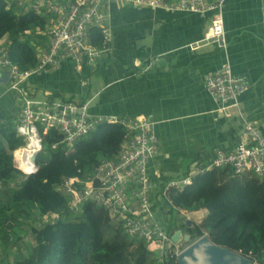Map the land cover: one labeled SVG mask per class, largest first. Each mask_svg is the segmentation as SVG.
<instances>
[{"label": "crops", "instance_id": "1", "mask_svg": "<svg viewBox=\"0 0 264 264\" xmlns=\"http://www.w3.org/2000/svg\"><path fill=\"white\" fill-rule=\"evenodd\" d=\"M222 14L224 49L202 41L209 14L111 4L105 13L110 52L92 68L78 71L68 58L57 71L36 73L20 88L8 86L0 95V120L14 121L29 97L49 104L73 102L92 115L148 118L159 140L148 164L158 184L151 204L159 221L170 205L169 190L181 192L216 151L231 152L243 142L246 123L264 132V0H226ZM47 43L42 40L38 50ZM196 43L199 48L191 49ZM225 65L247 77L249 90L220 106L206 91L205 80ZM185 180L190 183L182 185ZM180 211L193 224L208 214L205 208Z\"/></svg>", "mask_w": 264, "mask_h": 264}, {"label": "trees", "instance_id": "2", "mask_svg": "<svg viewBox=\"0 0 264 264\" xmlns=\"http://www.w3.org/2000/svg\"><path fill=\"white\" fill-rule=\"evenodd\" d=\"M51 18L46 8L24 11L0 0V42L13 66L21 71L33 67ZM87 38L90 45H101L100 30L90 28ZM124 136L123 127L103 123L65 150L59 145L62 136L49 130L42 136L36 172L26 175L15 167L12 154L24 141L16 136L13 122L4 121L0 126V250L14 249L15 257L0 264H156L146 243L127 237L96 205L85 203L80 214L72 217L60 189L65 179L84 178L101 160L113 159ZM53 144L58 146L53 149ZM168 198L170 205L159 222L169 236L176 230L192 240L207 235L213 244L264 264V176L211 169L192 177L181 192L170 189ZM200 208L208 211L205 219L185 224L180 210L189 213ZM55 215L59 217L52 221ZM20 228L33 230L29 248L24 247L26 238L15 234ZM20 241L25 250L17 246ZM166 262L176 264V258L169 256Z\"/></svg>", "mask_w": 264, "mask_h": 264}, {"label": "built area", "instance_id": "3", "mask_svg": "<svg viewBox=\"0 0 264 264\" xmlns=\"http://www.w3.org/2000/svg\"><path fill=\"white\" fill-rule=\"evenodd\" d=\"M9 1L24 11L46 8L53 18V23L45 32L47 46L40 49L31 69L21 71L13 66L6 48H0V72L9 73L7 86L15 89L36 73L48 74L59 70L68 58L73 60L78 71L83 67L95 66L111 50V35L105 24V13L111 4H125L136 9L209 14L210 23L202 41L216 44L220 49L226 47L222 16L226 0ZM90 28L100 30V46L89 44L87 31ZM198 48L199 44L196 43L191 49ZM205 89L218 105L225 106L247 92L249 82L245 75H235L230 66L225 65L207 76ZM13 118L17 136L26 140L25 147L17 152H21V155L28 152L21 161L16 152L15 164L26 175L36 172L37 169L34 170L29 162V156L32 151H41L42 136L49 130H55L62 136L59 145L68 150L75 142L94 131L97 125L106 123L123 127L124 142L113 159L101 160L84 178L75 176L60 184L66 197L67 210L72 217H77L85 203H92L106 213L111 222L118 224L127 237L152 246L156 264H166L169 256H174L177 264V256L184 248L179 245L181 243L175 244L171 240L157 220L151 204L152 194L157 191L158 184L150 177L148 164L157 154L159 143L152 121L142 116L92 115L84 106L73 102L49 104L30 97L25 98ZM3 123L0 120V126ZM37 124L43 127L41 131L37 129ZM243 138L244 141L231 152L216 151L210 165L197 168L196 174L202 175L209 169L230 168L236 175L253 172L255 176L263 177L264 132L248 122L243 129ZM57 146L53 144L51 147L55 149ZM22 164L30 168L28 172L22 169ZM189 183L185 180L182 185ZM58 217L55 215L52 221Z\"/></svg>", "mask_w": 264, "mask_h": 264}, {"label": "water", "instance_id": "4", "mask_svg": "<svg viewBox=\"0 0 264 264\" xmlns=\"http://www.w3.org/2000/svg\"><path fill=\"white\" fill-rule=\"evenodd\" d=\"M9 80V73L0 72V86H6ZM232 101L227 103L230 105ZM38 153L32 151L29 162L32 163L34 170L37 168ZM185 224L191 226V221ZM171 240L175 243L188 244L177 256V264H250L251 259L232 252L227 248L213 244L207 235L193 241L189 234H183L182 230H176L171 235Z\"/></svg>", "mask_w": 264, "mask_h": 264}, {"label": "rangeland", "instance_id": "5", "mask_svg": "<svg viewBox=\"0 0 264 264\" xmlns=\"http://www.w3.org/2000/svg\"><path fill=\"white\" fill-rule=\"evenodd\" d=\"M8 86L6 85V86H0V95H2V94H4V92L5 91H7L8 89ZM37 129L39 130V131H41L42 129H43V127L42 126H40L39 124H37ZM23 139V141H24V145L26 144V140L24 139V138H22ZM4 144V143H3ZM5 145V144H4ZM20 180H17L16 182H19ZM15 184V183H14ZM14 184H11V188H15V185ZM34 222V221H33ZM33 222H31L30 223V229H31V226H32V224H34ZM28 230V231H25V229L24 228H20V229H18L16 232H15V234H16V236L18 235V236H20V237H22L23 239H24V237L26 238V240H25V245H24V247H27V248H29L30 246H32L33 245V243H34V241H33V230ZM12 240V239H11ZM21 241L17 244V246H20L21 248H23L24 250L26 249V248H24L23 246H21ZM182 248H185L188 244H184V243H181V244H179ZM148 250H149V252L151 253V255L152 256H154V250H153V247L152 246H149L148 247ZM14 254H15V252H14V249H9V248H7V249H5V251H1L0 250V260L3 262V261H5L7 258H8V260H13V258L15 257L14 256ZM7 255V256H6ZM250 264H255L253 261L250 263Z\"/></svg>", "mask_w": 264, "mask_h": 264}, {"label": "bare ground", "instance_id": "6", "mask_svg": "<svg viewBox=\"0 0 264 264\" xmlns=\"http://www.w3.org/2000/svg\"><path fill=\"white\" fill-rule=\"evenodd\" d=\"M32 144H34V141H32ZM24 155H25V156L28 155V152H23V155H21V152H17V158H18L20 161H21L20 157L23 158ZM27 165H28V163H27ZM22 169H23L24 171L28 172L30 168H29L28 166L22 164Z\"/></svg>", "mask_w": 264, "mask_h": 264}, {"label": "clouds", "instance_id": "7", "mask_svg": "<svg viewBox=\"0 0 264 264\" xmlns=\"http://www.w3.org/2000/svg\"><path fill=\"white\" fill-rule=\"evenodd\" d=\"M15 126V125H14ZM16 132V131H15ZM16 136H17V134H16ZM18 137V136H17ZM21 138V137H20ZM26 145V144H25ZM25 145L24 146H22V147H20L19 149H21V148H24L25 147ZM19 149H17L16 151H14L12 154H13V161H14V165H15V167H16V164H15V157H14V154L19 150ZM17 168V167H16ZM37 169V168H36Z\"/></svg>", "mask_w": 264, "mask_h": 264}]
</instances>
